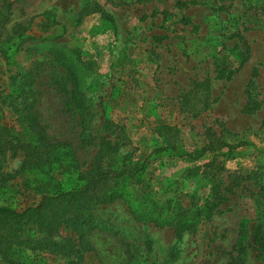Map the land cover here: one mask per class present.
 <instances>
[{
    "label": "rangeland",
    "instance_id": "rangeland-1",
    "mask_svg": "<svg viewBox=\"0 0 264 264\" xmlns=\"http://www.w3.org/2000/svg\"><path fill=\"white\" fill-rule=\"evenodd\" d=\"M248 97L258 106L243 113ZM217 139L249 145L222 170L188 177L185 168L208 156H148ZM146 157L138 177L105 186L169 200L188 217L216 198L210 217L176 236L134 220L122 200L91 201L87 210L112 232L91 231L89 251L0 254V264H264L252 240L264 235V0H0V206L20 210L43 188L80 185L93 165L129 168Z\"/></svg>",
    "mask_w": 264,
    "mask_h": 264
},
{
    "label": "trees",
    "instance_id": "trees-1",
    "mask_svg": "<svg viewBox=\"0 0 264 264\" xmlns=\"http://www.w3.org/2000/svg\"><path fill=\"white\" fill-rule=\"evenodd\" d=\"M181 4L176 2V5ZM249 83L251 81H248ZM188 92L189 90L186 93L188 94ZM69 101L78 116L79 123L82 124V102L72 79L70 80ZM257 106L258 102L248 97L241 111L251 113ZM199 112L198 109L194 110L191 115L196 116ZM103 145L104 143L99 146L97 157L103 153ZM247 145L249 142L245 140L227 142L220 139L207 141L199 147L189 149L181 147L177 149L172 144H165L154 146L148 156L168 149H170L169 156L185 163L199 161L208 156L207 160L185 168L184 174L188 177L197 173L204 174L211 169L222 170L223 162L239 158L242 154L240 148ZM147 158L137 166L115 170H100L97 165H93L88 172L77 175V178L82 181L80 185L73 184L69 188L54 191L43 188L40 190L42 195L37 203L20 210L0 206V254L7 257L21 252H44L52 256L68 257L78 252L89 251L91 246L87 235L91 231L112 232L97 223L87 210L91 201L104 204L122 200L134 220L151 222L157 227L171 226L176 236L183 232L193 231L198 224V216H201L203 220L210 217L212 210L218 205L219 200L216 198L205 197L193 207L192 217H188L187 212L174 210L170 206L169 200H153L147 198L146 194L138 196L134 187L119 190L105 186L107 180L115 182L138 177L144 170ZM27 164L30 163L25 158L23 165ZM154 213L156 215L152 216ZM60 231H64L65 234L61 236ZM257 233H253V243L264 251V235L260 236ZM119 242L123 247L126 259L135 260L136 253L130 242L123 239H120ZM15 264L33 263L16 260Z\"/></svg>",
    "mask_w": 264,
    "mask_h": 264
}]
</instances>
